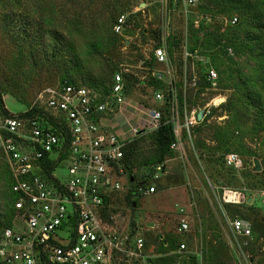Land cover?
Wrapping results in <instances>:
<instances>
[{"label":"rangeland","instance_id":"obj_1","mask_svg":"<svg viewBox=\"0 0 264 264\" xmlns=\"http://www.w3.org/2000/svg\"><path fill=\"white\" fill-rule=\"evenodd\" d=\"M248 1L255 4L250 14H264V0ZM212 2L218 0H198L185 12L179 0H0V114L39 106L42 91L65 76L107 90L118 71L135 100L148 102L153 92L173 90L180 112H210L193 128L192 140H184L183 155L177 151L161 158L154 135L142 136L133 146L132 167L121 178L124 189L106 215L124 243L117 264H206L208 252L213 264H264V119L244 99L229 108L228 102L241 97L219 72H226L232 60L231 68L253 78L250 84L263 98L264 77H255L261 69L256 54L262 51L255 53L256 41L249 38V50L226 39L207 50L210 36L231 33L229 20L239 15ZM122 16L125 22L117 30ZM160 47L168 56L163 65L154 58ZM210 70L217 74L215 81L208 80ZM152 73L165 79L156 80ZM216 100L223 103L214 107ZM229 154L238 155L243 167L228 166ZM157 165L164 170L155 178ZM66 174V169L56 173L62 179ZM10 178L0 152L1 204ZM150 182L156 191L145 194ZM223 189L239 191L254 203L222 204ZM237 218L249 222L250 237L231 231L230 221ZM180 220L188 222L189 232L179 233ZM68 235L60 231L56 238L64 243ZM135 236L145 242L139 250L132 246ZM180 243L185 253H178Z\"/></svg>","mask_w":264,"mask_h":264},{"label":"built area","instance_id":"obj_2","mask_svg":"<svg viewBox=\"0 0 264 264\" xmlns=\"http://www.w3.org/2000/svg\"><path fill=\"white\" fill-rule=\"evenodd\" d=\"M197 1L179 0L185 12ZM124 22L122 16L116 29ZM238 22L237 16L229 20L232 26ZM154 58L157 64H166L165 48L154 50ZM152 77L165 79L161 73H152ZM216 79L217 74L208 71V80ZM148 100L141 102L128 95L118 71L107 90L59 81L42 91L39 106L18 114H0V152L11 176L3 201L15 213L11 226L0 225V264H117L124 243L106 215L124 189L121 178L129 170L126 155L130 147L142 136L171 126L175 139L171 150L183 155L184 140H192L193 128L210 113L203 112L199 120L197 110L180 112L173 90L167 95L153 92ZM226 163L235 169L243 167L236 154L227 155ZM63 169L67 172L64 179L56 175ZM163 170V165L155 166L154 177ZM155 191L150 182L145 194ZM261 200L264 207V191ZM220 202L232 206L254 203L233 189H223ZM229 226L235 235L251 236L247 220L237 218ZM178 230L187 233L190 225L180 220ZM60 231L69 234L64 243L56 238ZM144 244L143 238H133L134 249ZM186 249L180 243L178 253Z\"/></svg>","mask_w":264,"mask_h":264},{"label":"trees","instance_id":"obj_3","mask_svg":"<svg viewBox=\"0 0 264 264\" xmlns=\"http://www.w3.org/2000/svg\"><path fill=\"white\" fill-rule=\"evenodd\" d=\"M216 1V0H215ZM215 3L216 9H223V10H229L234 11L235 13L239 14L237 15L239 22L234 26V29L231 33L227 35H212L206 41V49L207 50H213L216 46L219 45V42L226 39L229 44L232 46L237 44V46H241L244 49H248V46L245 44V41H248V38L251 39V41H256L255 46L260 47L256 48L254 45H252V48L255 50V53L258 50H261L262 52L257 53L256 55L260 58L259 63L261 65V69L258 72V75L256 74L255 77L263 76L264 77V14L257 13L256 10L252 13L251 11L254 9V5L252 6L251 2L248 0H218V3ZM254 30V32H253ZM229 35H231L230 38ZM213 42V43H212ZM216 43V44H214ZM228 44V45H229ZM253 50L251 49V52ZM257 58V57H256ZM230 63L227 65L226 72L224 70L218 69L219 72H222L225 76L224 82L227 83V87L232 88L239 94L241 99H237V103L228 102V106L231 110L236 109L237 106H239L244 99L246 101V105L253 110L256 111V116L263 118L262 115L264 114V97L262 98V93L258 92V90L255 89V87H252L250 84L253 80L250 79L248 76L242 74L240 72V69L233 70L231 67L233 66V61L230 60ZM219 67H223L224 63L220 62L217 64ZM216 65V69L217 66ZM70 81L72 83H78L69 76H65L60 81ZM204 86V85H203ZM243 97V98H242ZM0 104H2V98L0 95ZM247 108V107H245ZM2 114H8V112H3ZM262 123V122H261ZM263 124V123H262ZM157 149L159 152V155L164 157V155H172L174 152L171 150V145L175 141L174 136L172 134V128L171 126L163 127L158 133L154 134ZM137 142V141H136ZM136 142L130 147L128 154L126 155V162H127V168L130 170V167H132V150L133 146L136 144ZM160 158V159H161ZM162 160V159H161ZM0 225L2 227H8L11 226V217L12 214H15L13 209H11L10 204H1L0 203ZM5 207L4 210L1 208ZM247 206V205H246ZM133 228H135V223L133 222ZM179 248V245H178ZM214 257L210 255V252H208L206 264H213Z\"/></svg>","mask_w":264,"mask_h":264},{"label":"water","instance_id":"obj_4","mask_svg":"<svg viewBox=\"0 0 264 264\" xmlns=\"http://www.w3.org/2000/svg\"><path fill=\"white\" fill-rule=\"evenodd\" d=\"M143 6H145V5H143ZM202 117H203V111H200L199 113H198V115H197V118L199 119V120H201L202 119ZM254 164H255V171L256 172H260L261 171V166H260V164H259V161L258 160H255L254 161ZM136 206V203L134 202L133 203V207H135ZM149 226H153L152 224H148ZM144 226H140V228H143Z\"/></svg>","mask_w":264,"mask_h":264},{"label":"bare ground","instance_id":"obj_5","mask_svg":"<svg viewBox=\"0 0 264 264\" xmlns=\"http://www.w3.org/2000/svg\"><path fill=\"white\" fill-rule=\"evenodd\" d=\"M219 100H216V102H218Z\"/></svg>","mask_w":264,"mask_h":264}]
</instances>
